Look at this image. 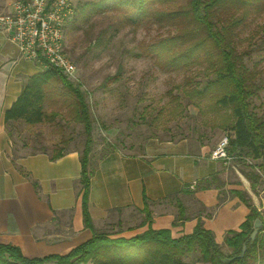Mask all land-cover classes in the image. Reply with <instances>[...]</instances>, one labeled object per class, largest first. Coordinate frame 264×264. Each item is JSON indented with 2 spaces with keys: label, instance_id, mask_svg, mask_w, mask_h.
Returning <instances> with one entry per match:
<instances>
[{
  "label": "crops",
  "instance_id": "obj_1",
  "mask_svg": "<svg viewBox=\"0 0 264 264\" xmlns=\"http://www.w3.org/2000/svg\"><path fill=\"white\" fill-rule=\"evenodd\" d=\"M13 1L0 0V14L8 12ZM39 71L0 32V245L17 247L35 259L67 255L94 233L131 239L149 229L169 230L178 239L192 234L200 223L223 251L228 233L240 232L250 214L237 194L262 211L243 171L234 167L235 177L223 161L211 159L212 141L150 137L132 150L92 149L95 171L88 211L93 229L86 228L82 151L71 141L60 147L63 156L52 160L60 136L51 126L9 125L4 119L27 79ZM25 132L32 143L20 141ZM36 138L47 141L35 146Z\"/></svg>",
  "mask_w": 264,
  "mask_h": 264
},
{
  "label": "trees",
  "instance_id": "obj_2",
  "mask_svg": "<svg viewBox=\"0 0 264 264\" xmlns=\"http://www.w3.org/2000/svg\"><path fill=\"white\" fill-rule=\"evenodd\" d=\"M178 1L101 0L85 4L82 10L94 14L125 9L131 12L127 22L132 26L148 20L174 25L175 34L149 45L148 53L167 71L192 65L206 66L205 80L196 82L198 88L193 91L194 96L199 102L208 96L215 110L230 109L233 123L227 126L230 130L227 132L229 157L261 160L259 169L264 171V118L254 112L251 102L259 90L255 82L258 76L245 66L237 46L240 31L254 15L264 10V0H184L185 5L162 13L157 7L158 4ZM53 82L61 86H50ZM198 106L199 103L195 102V107ZM4 119L9 125L23 122L30 127L51 126L53 133L60 136L52 160L61 158L64 148L60 147L72 141L67 134L72 128L71 121L83 127L85 142L80 156L83 222L92 230L88 197L95 171L91 156L94 121L86 94L80 86L74 85L55 68L41 70L27 79L20 96L5 112ZM237 195L247 205L250 214L240 232L228 233L225 244L231 250L229 255L222 252L213 234L199 223L192 234L178 239L172 238L169 230L149 229L131 239L94 233L89 241L67 255L35 259L25 257L17 247L0 245V264H188L185 258L195 254H199L198 260L206 264H225L226 259L232 260L227 264H264L261 260L264 221L249 200L240 193ZM179 212L182 214L181 205ZM256 219L261 220L262 228L251 242L249 238ZM244 245L247 250L244 257L239 258Z\"/></svg>",
  "mask_w": 264,
  "mask_h": 264
},
{
  "label": "rangeland",
  "instance_id": "obj_3",
  "mask_svg": "<svg viewBox=\"0 0 264 264\" xmlns=\"http://www.w3.org/2000/svg\"><path fill=\"white\" fill-rule=\"evenodd\" d=\"M72 1L77 14L66 29L65 46L77 72L74 77L67 78L86 94L94 121L93 148L107 146L109 151L132 150L150 137L179 139L193 136L212 141L216 148L220 140L228 136L230 130L227 126L233 123L230 109L215 110L208 96L200 102L194 96L193 91L198 88L196 82L205 80L206 66L192 65L167 71L148 53L149 45L175 34L174 25L148 20L132 26L127 22L131 14L129 10L91 14L83 12V6L101 0ZM185 4L184 0H179L157 7L162 13ZM237 46L245 66L258 76L255 82L259 90L251 102L254 112L264 118V10L254 15L240 31ZM50 86L61 85L53 82ZM195 102L199 103V108L195 107ZM71 122L68 134L72 147L83 151V127ZM28 134L25 132L20 136V141L32 143ZM45 141L47 138H36L34 145H43ZM261 164V160L250 158H231L225 163L235 177L234 167L243 171L250 184V193L259 199L264 221V171L259 169ZM222 252L229 255L231 250L223 247ZM198 258L199 254H195L185 261L206 264ZM261 260H264V253Z\"/></svg>",
  "mask_w": 264,
  "mask_h": 264
},
{
  "label": "built area",
  "instance_id": "obj_4",
  "mask_svg": "<svg viewBox=\"0 0 264 264\" xmlns=\"http://www.w3.org/2000/svg\"><path fill=\"white\" fill-rule=\"evenodd\" d=\"M76 14L72 0H14L10 10L0 14V32L41 70L52 67L72 78L77 67L66 52L65 32ZM228 146L229 137L224 136L211 159L227 163L232 158Z\"/></svg>",
  "mask_w": 264,
  "mask_h": 264
},
{
  "label": "water",
  "instance_id": "obj_5",
  "mask_svg": "<svg viewBox=\"0 0 264 264\" xmlns=\"http://www.w3.org/2000/svg\"><path fill=\"white\" fill-rule=\"evenodd\" d=\"M261 228H262V222H261V220L256 219L254 221V223H253V231H252V233L250 235V238H249L251 242L255 240V238L257 237V235H258V233H259V231H260ZM246 250H247V247H246V245H244L243 246V249H242V253L238 257L239 258H243ZM231 261L232 260H230V259H226L223 262L225 264H227V263H229Z\"/></svg>",
  "mask_w": 264,
  "mask_h": 264
}]
</instances>
